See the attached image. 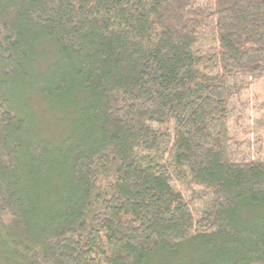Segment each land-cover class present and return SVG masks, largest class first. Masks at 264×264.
Instances as JSON below:
<instances>
[{"label":"trees","instance_id":"1","mask_svg":"<svg viewBox=\"0 0 264 264\" xmlns=\"http://www.w3.org/2000/svg\"><path fill=\"white\" fill-rule=\"evenodd\" d=\"M263 72L264 0H0L1 257L264 264Z\"/></svg>","mask_w":264,"mask_h":264},{"label":"rangeland","instance_id":"2","mask_svg":"<svg viewBox=\"0 0 264 264\" xmlns=\"http://www.w3.org/2000/svg\"><path fill=\"white\" fill-rule=\"evenodd\" d=\"M243 98L246 108L233 130L238 140V149L250 156L264 155V72L250 78ZM56 121V120H55ZM56 124V122H53ZM5 244L0 243V264H11L8 258H2Z\"/></svg>","mask_w":264,"mask_h":264}]
</instances>
